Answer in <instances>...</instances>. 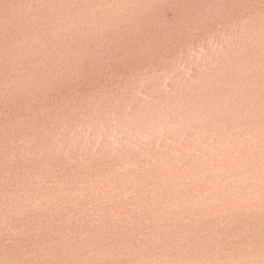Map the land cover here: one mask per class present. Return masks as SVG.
Instances as JSON below:
<instances>
[{"label": "water", "instance_id": "water-1", "mask_svg": "<svg viewBox=\"0 0 264 264\" xmlns=\"http://www.w3.org/2000/svg\"><path fill=\"white\" fill-rule=\"evenodd\" d=\"M0 264H264V0H0Z\"/></svg>", "mask_w": 264, "mask_h": 264}]
</instances>
